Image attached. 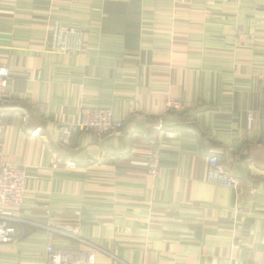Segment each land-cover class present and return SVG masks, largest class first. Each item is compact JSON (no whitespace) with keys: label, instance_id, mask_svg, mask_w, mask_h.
Returning <instances> with one entry per match:
<instances>
[{"label":"crops","instance_id":"crops-1","mask_svg":"<svg viewBox=\"0 0 264 264\" xmlns=\"http://www.w3.org/2000/svg\"><path fill=\"white\" fill-rule=\"evenodd\" d=\"M55 24L81 55L45 50ZM0 64V157L26 176L0 264H48L49 242L93 264H264V5L0 0ZM82 108L123 126L63 145ZM212 155L238 189L207 180Z\"/></svg>","mask_w":264,"mask_h":264},{"label":"built area","instance_id":"built-area-1","mask_svg":"<svg viewBox=\"0 0 264 264\" xmlns=\"http://www.w3.org/2000/svg\"><path fill=\"white\" fill-rule=\"evenodd\" d=\"M253 1L258 5H264V0H242ZM55 55H81L84 51L83 32L73 28H62L55 24L51 28L50 41L46 49ZM10 80L9 68L0 64V104L7 100L5 89ZM167 111H176L183 108V103L173 98L165 101ZM248 127H251V119H248ZM123 126V120L115 118L109 110L98 108H82L78 120L74 123L67 121L59 128V140L63 145L74 132L91 133L97 138L118 132ZM3 125L0 114V135ZM38 135V131L31 134ZM207 180L213 184L227 189H238L239 181L231 176L220 163L217 156L208 158ZM159 166L157 158L150 160L147 164L149 177H155ZM25 172L17 166L10 165L1 160L0 157V244L13 241L16 235L15 213L22 205L25 183ZM48 264H93V255L86 257L83 252L64 251L57 249L51 242L45 248Z\"/></svg>","mask_w":264,"mask_h":264}]
</instances>
